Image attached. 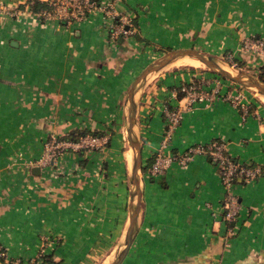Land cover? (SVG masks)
I'll list each match as a JSON object with an SVG mask.
<instances>
[{
    "label": "crops",
    "instance_id": "obj_1",
    "mask_svg": "<svg viewBox=\"0 0 264 264\" xmlns=\"http://www.w3.org/2000/svg\"><path fill=\"white\" fill-rule=\"evenodd\" d=\"M26 1L0 0V245L22 264H51L46 256L55 264L105 262L120 249L130 216L121 128L131 83L181 47L228 50L248 71L262 72L264 54L244 49V41L264 40V0H118L136 32L117 41L99 9L47 25ZM217 78L221 94L184 107L168 152L217 139L239 161L261 167L258 177L235 183L240 210L232 233L221 207L226 188L209 156L146 175L165 134V107L185 103L174 90L192 80L212 87ZM234 89L246 91L247 110L225 96ZM136 100L143 200L121 264H264V102L219 73L189 67L156 71ZM80 131L109 133L110 141L65 152L59 174L35 169L48 136ZM40 253L46 256L36 260Z\"/></svg>",
    "mask_w": 264,
    "mask_h": 264
},
{
    "label": "built area",
    "instance_id": "obj_2",
    "mask_svg": "<svg viewBox=\"0 0 264 264\" xmlns=\"http://www.w3.org/2000/svg\"><path fill=\"white\" fill-rule=\"evenodd\" d=\"M35 1L38 0H27L26 3L38 21L47 25L60 23L61 21L67 23L79 22L88 17L94 10L99 9L110 23L109 34L113 41L129 37L136 32L133 16L118 7V0H39L47 3L48 6L34 10L32 6ZM244 48H254L264 54V40L256 37L247 38L244 41ZM230 60L235 66L236 62L232 55H230ZM214 84L212 87H207L211 83L205 82V80L204 82L192 80L182 83L174 90V97L181 95L185 103L165 107L167 122L165 134L156 151L154 161L146 171V175L151 178L159 176L164 174L173 163L188 165L197 155L209 156L218 164L220 180L226 188V195L223 198L221 207L224 219L233 223L228 226L229 232L232 233L236 229V221L240 210V202L233 189L235 180L239 176H245L247 180L254 179L261 173V167L239 161L228 152L226 143L217 139L191 145L184 151L168 152L175 130L182 121L184 107L190 108L198 102L215 99L222 91L220 78H217ZM225 96L247 110L248 95L246 91L234 89L233 91H227ZM109 141L110 135L102 133H86L76 138L52 134L45 139L43 151L36 159L35 165L48 167L52 173L59 174L58 161L65 152H77L82 149L90 151L106 146ZM18 158L19 156L13 157V162L17 161ZM43 255L44 253H40L36 260L42 259ZM0 257L6 264H22L20 258H9L6 249L1 245Z\"/></svg>",
    "mask_w": 264,
    "mask_h": 264
},
{
    "label": "water",
    "instance_id": "obj_3",
    "mask_svg": "<svg viewBox=\"0 0 264 264\" xmlns=\"http://www.w3.org/2000/svg\"><path fill=\"white\" fill-rule=\"evenodd\" d=\"M122 40V38H120ZM182 56L196 57L203 61L209 68H213L220 75L236 81L247 88H255L257 91L264 95V82L255 78L251 74L244 72H234L227 69L220 63L213 55L207 54L195 47H181L176 49H171L165 52L160 57L156 58L154 61L149 63L134 79L128 89V125H127V135L130 143V147L133 151L130 182H131V208L129 222L126 228L125 239L120 247V251L111 264H121L122 261L127 256L131 244L134 240L137 220L141 210V204L143 200V157H142V143L138 134V120H137V100L136 92L140 88L142 82L149 76H151L156 71L164 68L168 64L175 61L177 58ZM39 169V166L35 167Z\"/></svg>",
    "mask_w": 264,
    "mask_h": 264
},
{
    "label": "rangeland",
    "instance_id": "obj_4",
    "mask_svg": "<svg viewBox=\"0 0 264 264\" xmlns=\"http://www.w3.org/2000/svg\"><path fill=\"white\" fill-rule=\"evenodd\" d=\"M245 49V48H244ZM171 50V49H170ZM168 51V50H167ZM166 51V52H167ZM202 51V50H201ZM213 52H209V51H203V52H205V53H207V54H210V55H213V57L214 58H216L220 63H222V65L224 66V67H226L227 69H229V70H232V71H234V72H244V73H247V74H251V75H253L255 78H258L259 80H261V81H263L264 82V80L263 79H261V76H260V73L258 72H252V71H248L247 69H245L246 67H244V65H242V63H241V61H238V60H236V59H234L235 60V62H236V64H235V66H233V64H232V61L230 60V52L231 51H225V52H223V53H221L220 51H218V50H212ZM183 57V56H182ZM190 58H192V57H186V58H182V59H179V60H177V61H175L176 63H174V62H172V63H170V64H168L167 66H165L164 67V69H166V68H171V67H189V68H199V69H208V70H211V71H214V72H216L215 70H213V68H209V66L208 65H206V64H204V62L203 63H201L197 58H192V59H190ZM180 61L182 62V63H180ZM242 67H244V68H242ZM254 67V66H253ZM257 68V67H256ZM262 71H264V70H262ZM216 73H218V72H216ZM226 78V77H225ZM226 79H228V78H226ZM228 80H230V81H233V80H231V79H228ZM234 83H235V81H234ZM240 84V83H239ZM243 86V85H242ZM245 87V86H244ZM247 88V87H246ZM247 89H249L250 91H251V94L257 99V100H259L260 102H264L263 100H262V98H261V93H259L258 91H257V89H255V88H247ZM263 95V94H262ZM127 103H128V106H129V102H128V94H127ZM128 122H129V120H128V114H127V117H126V120H125V123H124V127H122L121 128V132L124 134V138H123V140H122V142L124 143L123 144V149H125V150H127V152L125 153V157H127V159H129V174H128V180H129V178H130V173H131V165H132V158H131V156H129V158H128V154H129V152H131V147H130V143H129V139H128V135H127V125H128ZM102 134H109V133H102ZM110 135V134H109ZM109 143V142H108ZM107 143V144H108ZM132 157H133V154H132ZM126 159V158H125ZM127 159H126V161H127ZM127 165H128V161H127ZM129 187H130V189L132 188V186H131V182L129 181ZM119 251L120 250H118L117 252H115L114 254H113V256L111 255L109 258H106V260H105V262H104V260H102V258L101 259H97V261L96 262H94L93 264H111L113 261H114V259H116V257H117V255H118V253H119ZM0 264H6V263H4L3 262V259L0 257Z\"/></svg>",
    "mask_w": 264,
    "mask_h": 264
},
{
    "label": "trees",
    "instance_id": "obj_5",
    "mask_svg": "<svg viewBox=\"0 0 264 264\" xmlns=\"http://www.w3.org/2000/svg\"><path fill=\"white\" fill-rule=\"evenodd\" d=\"M45 6H48V4L47 3H45V2H42V1H35V3L33 4V8H34V10H38L39 8H41V7H45ZM263 70H264V65H263ZM260 76H261V79H263L264 80V71H262V72H260ZM86 133H94V134H100V133H98V132H85V131H80V132H77V133H75V132H73V133H70L68 136H71V137H74V138H76V137H79V136H81V135H83V134H86ZM79 152H86V150H80ZM213 160V159H212ZM143 169L145 170V167H143ZM260 175V174H259ZM258 177V176H257ZM248 180H247V178L245 177V176H239V177H237L236 178V180H235V183H237V182H247ZM227 222V224H228V226L229 225H231V224H233L232 222H229V221H226ZM44 257L46 256V255H43ZM46 259L51 263V264H55V261H51L50 260V258L49 257H47L46 256Z\"/></svg>",
    "mask_w": 264,
    "mask_h": 264
},
{
    "label": "bare ground",
    "instance_id": "obj_6",
    "mask_svg": "<svg viewBox=\"0 0 264 264\" xmlns=\"http://www.w3.org/2000/svg\"><path fill=\"white\" fill-rule=\"evenodd\" d=\"M184 58H186V56H183ZM188 57H191V56H188ZM180 58H182V57H180ZM192 58H196V57H192ZM177 59H179V58H177ZM198 59V58H197ZM201 63H203V61H201L200 59H198ZM205 64V63H204ZM131 154H133V151H132V149H131Z\"/></svg>",
    "mask_w": 264,
    "mask_h": 264
}]
</instances>
